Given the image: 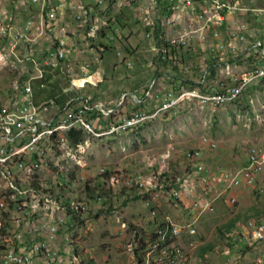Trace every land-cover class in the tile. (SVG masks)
I'll use <instances>...</instances> for the list:
<instances>
[{
  "label": "built area",
  "instance_id": "1",
  "mask_svg": "<svg viewBox=\"0 0 264 264\" xmlns=\"http://www.w3.org/2000/svg\"><path fill=\"white\" fill-rule=\"evenodd\" d=\"M116 1L3 0V4H0V61L16 62L17 67L22 66V70L29 71L27 96H19L20 88H17L15 97H5L3 91V99L0 100V103L12 100V108L7 112H0V154L15 152L12 150V143L20 139L32 141V150L25 152L23 157H15L12 164L0 163V172L6 173L8 178L15 167L37 163L40 157L48 155L47 145L40 144V137L46 132L48 125L66 123L68 113H80V121L71 123L73 129L96 130L102 126L111 128L112 125H119L120 129L121 125L147 120L148 114L158 113L159 110L177 112L175 99L179 97L175 89L160 91L158 100L150 109L126 114L116 122L104 121V114L110 109L94 103L88 96L72 97L62 108L59 107L57 99H50L41 104L35 103L34 84L40 82L44 85L47 77L53 80L61 78L66 83H72L74 93L82 91L75 85V78L90 80L92 83V61L77 66L69 59V51L74 49V44L66 36V29L64 27L59 29L62 21L69 18L82 31L83 41L89 53H106L107 49L125 44L120 28H113L111 25L110 13ZM125 5L130 11L127 13V21L129 24L135 23L141 29V37L151 46L150 50L151 53H155L156 63H168L170 69L173 66L177 68L178 72L165 76L166 79L178 81L182 74L188 72L180 53L189 49L208 55L209 63L199 79L194 81L202 83L215 63L232 62L252 52H264V0H128ZM162 17H169V25H162ZM129 24L127 23V37L134 35V31L128 27ZM253 25H256L257 32L251 29ZM17 30H24L25 38H17ZM158 31H165L166 44L157 43ZM61 32L65 34L61 36ZM40 43H51V51L44 59L38 55L20 54L23 45ZM117 55L121 56L122 50ZM127 65L132 64L127 62ZM263 71L264 69L259 67L257 74L233 77L227 84H221L217 89L204 88L202 92L217 95V99L221 101L240 99L250 89L252 80ZM159 82V78H155L151 85ZM96 85L93 81V86ZM148 89L149 87L145 90L146 94ZM126 97V94L123 95L121 100ZM132 99L138 100L135 95ZM201 146L210 150L218 147L217 144H210L203 139ZM176 152L172 146L163 154L166 156V166ZM201 155V151H190L186 155L194 164L189 178L201 185V192H197L191 184L186 185L187 182L191 183L188 180L177 181L176 185L169 188L162 182V186L148 187L146 192H165V197L169 201L186 207L190 215L187 223H177L167 217L176 235V242L187 239L185 231H182V224L198 227L201 218L196 216L198 207H206L207 213L215 211L212 204L202 196V193L209 195L212 191L211 181L224 185L225 190L222 194H227L226 201L234 205L242 192L255 190V183L264 177V154L258 145L255 146V153L247 156L243 167L223 170L218 177H214L211 168L203 165ZM156 162L158 164V160ZM150 167H154L153 163ZM53 173L58 178V173ZM161 173L159 170L154 171L151 177L157 178L159 175V178L164 180L165 177ZM147 179L150 178L140 172L132 175L131 180H123L121 172L106 167L105 171L96 177L80 174V184L101 182V191H106L107 185L114 181H126L132 184L130 197L144 194L133 192V180L146 183ZM17 190H20L21 194L32 193L25 191L24 188ZM73 190L77 191V186H73ZM43 202L45 201L40 200V204L28 205L26 208L12 207V213L9 215H1L0 210V264H73V261L77 260L72 258V240L66 239V231L80 226L82 217L67 213L66 216H57L50 211L42 210ZM90 208L94 210L95 217L105 208L110 211L112 209L106 204H94L90 205ZM148 230H153V226L152 222L147 221L145 235L148 247L155 248L159 238L148 237ZM118 236L124 238L121 234ZM231 236L238 247L239 242H242L245 248L262 244L264 224L253 225V221H250L246 227L237 228ZM254 236H261V243H254ZM63 243L68 247L65 250L60 248ZM38 244H48V252H38ZM181 255L176 254L174 263H177Z\"/></svg>",
  "mask_w": 264,
  "mask_h": 264
},
{
  "label": "rangeland",
  "instance_id": "2",
  "mask_svg": "<svg viewBox=\"0 0 264 264\" xmlns=\"http://www.w3.org/2000/svg\"><path fill=\"white\" fill-rule=\"evenodd\" d=\"M127 1L117 0L110 15H122L123 11V14L126 16L130 12L125 9L127 5L124 4ZM0 4H3V0H0ZM20 22H22V19ZM162 25H169V17H162ZM129 28L134 31V35L126 36L127 43L131 40L132 45L139 49L133 56L129 55L132 57H128V52L122 51V55L118 56L117 53L119 51L110 48L109 52L105 53V63L107 58L110 59L107 62L110 63V68H105V80L103 82H101L102 80H95V84L101 82L99 88L85 89L90 80L75 78V85H78V90H82L80 93H74L72 83H65L64 86L56 90L54 96L66 100L72 97L89 96L97 92H104L105 95L103 97L109 95V98L113 97L115 100H118L122 93H127V98L119 99L120 105L116 108L118 114L116 111L115 118L121 115L120 109L126 104L127 113L125 114L129 115L133 113L131 112V104L134 101L132 99L133 94L141 97L140 89L143 86L153 87L151 82L158 74H155L156 71L153 67L155 53H151V46L145 39H142L141 29L135 23H131ZM252 29L254 32H257L256 25H253ZM17 31L25 34L24 30ZM127 33L125 32V35ZM163 34L164 40L162 44H166L165 31H163ZM123 39L125 41V37ZM121 43L123 44L124 42L121 41ZM23 51L26 55H38L39 57L45 52L46 57L51 51V43L25 44ZM100 54L96 56L98 59L101 56ZM252 54L255 61L262 64L255 66L252 70L251 63V67L246 66L249 73L234 74L236 77L250 76L255 74L259 67L264 68V59H260L259 52H252ZM87 55L89 56V54ZM124 56L128 57L129 62L132 64L131 66L124 63ZM200 56L192 66L191 63L189 64L191 60L185 58L184 63L182 62L185 68L188 69V72L184 73L185 76H188L189 72L200 71L197 67V61L201 63L205 59H208V55L200 54ZM112 63L117 65L116 69L111 67ZM160 68H164V73L167 75L171 74V70L167 66ZM215 71L217 72V76L215 74L211 78L215 85L219 82L221 84L228 82L227 77L222 76L220 73L221 70L216 69ZM199 74L202 75V72ZM23 77H28L27 79H29L28 70H22L13 61H0V100L3 99L4 92L5 97H9L8 93L13 94L16 86L18 88V85H22L23 88L27 85V82L21 84ZM262 80H264L263 77L262 79L259 78L253 81V86L235 104L217 110H201L194 103H188L193 106L186 104L185 107L177 109L176 113L168 112L151 118L140 129L138 127L126 135L109 141L106 139L93 141L91 145L92 149L90 147L87 152L88 155L86 154L88 167L85 169L76 167L69 176L67 174H60L59 176L58 173L57 178L56 174L53 173L54 171L50 170L49 167L44 170L42 177L45 180H42V183L46 184V188L49 189L51 187L54 189L58 185V181L65 183L64 189L58 188L56 191L60 197L61 194L64 195L65 199L61 197L62 201L60 202L55 198H51L55 204L56 211L58 210L56 212L57 216H66L67 213L75 214L76 217H82L80 226L67 229L66 231V239L72 240V253H78L83 259V262H80L81 264L85 262V264H178L170 261L172 259H169L171 258L169 256L162 260L163 251L161 250L165 247L161 249L159 246L161 242L160 237L158 242L155 243V248L148 247L145 228L147 221L152 222L153 230H148V237L156 238L153 236L157 230L156 221L159 225L170 224V219H167V217H170L174 222L187 223L190 220V215L186 207L184 208L182 204L169 201L164 195L165 192L151 191L146 193L145 189H141L142 187L138 184L137 186L141 188L134 185L133 192L145 193L138 195L140 200L131 201L128 205L123 206L122 201L129 199L130 192L132 191L126 189L128 182L119 181L114 190H110V185L108 184L107 190L101 191L100 182H84L87 184H80V174L96 177L106 167L121 172L123 180H131L132 175L143 172L144 175L150 178V184L154 187H159L162 180L159 178V175L157 178L151 177L154 171L157 172L159 170V172H162V175L166 173L169 175L168 177L173 176L178 181H190L191 183L187 182L186 185L191 184L197 192H201V185L189 178L194 164L186 158L188 152L201 151L203 165L211 168L214 177H218L219 173L223 170H234L243 167L247 156L255 146L258 145L259 148L264 149V83H260ZM258 82L259 84H256ZM220 83L218 85H221ZM156 85V90H165L164 86H158V83ZM152 94L153 96L156 94L154 89ZM7 101L9 100L1 103L3 109L8 104ZM201 139L210 144H217L218 147L210 150L201 146ZM172 146L177 152L172 155L169 164L166 166V156H163V154ZM152 163L154 167H150ZM56 165L58 166L57 162ZM160 166L164 167L160 168ZM54 167L56 171H59L56 166ZM59 167L60 169H64L62 165H59ZM73 171L80 172H75V176L73 177ZM0 177L1 215H9L12 213V207L17 208V204L13 203L9 197V190L11 188L8 180L2 177V174H0ZM261 178L257 188L253 191L242 192L238 197L237 203L234 205L226 201L227 194H222V191L225 190L224 185L211 181L212 191L209 195L202 193V196L212 204L215 211L209 213L206 211L204 214L201 212L196 213V216L199 215L197 217H201L198 222V231L193 236L187 235L185 232V238L187 239H180V243H177L183 254L182 261H178L179 264H264V244L245 248L243 247L244 244L239 242L238 247L231 236L237 229L239 222L246 224L248 220L258 217L264 211V177ZM19 186V189L29 188L24 182L20 183ZM73 186H77V191L73 190ZM65 188H67L66 191ZM79 195L81 197H78ZM99 196L101 197V202L97 199ZM19 200L23 204L25 201H28L22 197ZM67 202L69 208L62 205V203ZM101 203L106 204L107 207L112 209L110 211L105 208L95 217V212L90 208V205ZM80 204L84 205L81 207L82 210L79 207ZM152 211L157 212V220L152 219ZM235 218L241 219L236 220L235 227L228 231L226 225ZM131 224L139 227L141 230L134 231L130 226ZM188 225L182 224V228L185 227L183 229H186ZM118 234H121L124 238H121ZM162 243L164 245L166 240H163ZM60 248L65 250L68 247L63 243Z\"/></svg>",
  "mask_w": 264,
  "mask_h": 264
},
{
  "label": "bare ground",
  "instance_id": "3",
  "mask_svg": "<svg viewBox=\"0 0 264 264\" xmlns=\"http://www.w3.org/2000/svg\"><path fill=\"white\" fill-rule=\"evenodd\" d=\"M17 38H25V34L17 31ZM259 56H260V59H264V52H259ZM223 65H224L223 62L222 63L221 62L215 63L210 69L215 68V70L216 69L221 70L220 73L222 74V76H226L227 77L226 79H228V80L233 78V77H236L234 75L235 73L223 71L222 70ZM262 69H264V68H262ZM257 71H259V69H257ZM257 71L255 74H257ZM216 76H217V74H216ZM211 77L212 76H211V73L209 70L207 75L204 77L203 83L201 82L200 84H198L199 88H195V87L193 88L191 86L175 88V90L178 91V97H179V98L175 99V106H177V109H181V108L185 107L186 104H188V103H194L200 109L209 108L212 110H217V109H220L222 107H226L228 105L235 104L239 100V99H228V100L221 101V99H217V95H208L207 92H202V91H204V88L217 89L220 86V85H218L220 82L215 85V83L212 81L213 79H211ZM262 77L264 78V71L258 77L254 78L252 80L251 86L253 85V81H255L259 78L262 79ZM207 79H211V81L209 82ZM220 81H223V80H220ZM226 83H222V84H226ZM193 85H195V84H193ZM152 86L153 87H151V89L148 90L147 94H148V96H151V97L155 96V98L158 100L160 95H157V97H156V94H154V96H153L152 91H153L155 85H152ZM18 88H20L19 89V96H27V93H28V86L27 85H25L23 88H22V86L18 85ZM16 89H17V86L15 87L13 94L8 93V96L9 97H15L16 96ZM7 103L8 104L4 106V109H3L2 104L0 103V112H7V111H9L10 108H12V100L7 101ZM116 111H117L116 108L115 109L112 108V109L108 110L104 114V117H105L104 121L114 122L113 119L115 118ZM164 113H168V110H159L158 113H151L150 115H147V120L136 121V122H133L132 124H129V125H121L120 129H119V125H112L111 128L109 126H102V127L97 128L96 130H86L85 128H74L73 129V125L71 123H73L75 121H80V113H68L66 116V123H55V124L48 125L46 132L41 135L40 144L47 145L48 155L46 157H40L38 159L37 163H26L25 167H15L14 169H12L11 173H9V178L6 175V173L0 172V174H2V177L7 179L9 184H10L11 190H9L10 191L9 197L12 199L13 203L17 204V206H16L17 208H26L28 205L40 204V200H43L45 202L42 203V210H47V211L54 213L55 215H58V214H56V212L58 210L56 211V209L54 207L55 204L52 202L53 200L51 199V195H50V192L54 191L55 189H52L51 187L48 189L45 187L46 184L44 185L42 183V180H45L44 177H42V175H43L44 170L47 167H49L50 170H53L54 172L59 173V176H60V174H67V176H69V174L71 175L72 170L76 167H78L80 169H85L88 167L86 154L88 152V149H90L93 141H95V142L97 140L102 141L103 139H106L107 141H109V140L116 139L117 137L126 135L129 132L135 130L136 128L141 127L149 119L154 118L158 115H163ZM117 114H118V111H117ZM91 149H92V147H91ZM12 150H14L15 152H6L5 154H0V163L12 164L15 161V157H23V154L25 152L32 150V141H30L28 139H20L17 142L12 143ZM261 152L264 154V149H261ZM250 153H255V148L253 150H251ZM250 153H249V155H250ZM56 162H57L58 166L56 165ZM59 165H62L64 167V169H60ZM54 166H56L58 168V170L61 172L56 171ZM104 171H105V169H102L99 172V175L102 174ZM24 174H25V176H24ZM72 176L73 177L75 176V172ZM22 177H24L23 180H22ZM260 179H262V178H260ZM23 182L26 183L27 186L29 187L28 189H24V190L27 192H32V193L21 194V191L17 190L20 187L19 184L23 183ZM118 183H119V181H114L112 184H109L110 190H114V188L116 187V185ZM258 183L259 182L255 183V188H257ZM86 184L87 183H84V185H86ZM100 184H101V182H100ZM137 184L139 186H141L142 188L138 187ZM134 185H136L138 188L145 189V192L148 191V187H154L152 184L149 183V179L146 180V183L141 182L140 180H134L133 181V188H134ZM160 185H161V183H160ZM66 189L67 188H65V191H66ZM126 189L132 190V184L127 183ZM33 193H35V194H33ZM56 194H57V192H56ZM82 196H84V195L82 194ZM18 197L19 198L20 197L25 198V200H28V201H25L23 204L19 200ZM78 197H81V196L79 195ZM97 199L99 202H101L100 196L97 197ZM151 200H152V198H151ZM13 203H12V205H13ZM146 203H147V201H146ZM82 206H84V205L80 204V206H79L80 209ZM151 208H154V207H151ZM206 211H207L206 207H198L196 209V213L201 212L202 214H204ZM151 213H152L151 214L152 219H156L157 218V212L152 211ZM197 216H199V215H197ZM250 221H253V225H263L264 224V211L261 212V215H259L258 217L248 220L246 224L239 222L237 224V228L246 227ZM183 228H185V227H183ZM183 228H182V231H185L187 233V235H190V236L195 235L196 231H198L197 226H189L188 225L186 227V229H183ZM171 233H172L171 239H170L171 243L169 244L168 247H165L161 251H163L162 252V260H164L165 258H167L169 256V257H171L169 259H172L170 261H172L174 263V257L176 256V254H182V250H181V248H179V245L177 244L178 242H176V235H174L173 228L171 230ZM254 243H261V236H254ZM262 244H264V242ZM38 252H48V244H38ZM182 256H183V254L180 256V259H177L178 264H179L178 261H182V258H183ZM72 258H77V260L73 261V264H81L80 262H83V259L80 257V255L78 253L73 254Z\"/></svg>",
  "mask_w": 264,
  "mask_h": 264
},
{
  "label": "crops",
  "instance_id": "4",
  "mask_svg": "<svg viewBox=\"0 0 264 264\" xmlns=\"http://www.w3.org/2000/svg\"><path fill=\"white\" fill-rule=\"evenodd\" d=\"M125 9H127V8H125ZM110 19H111V25L113 26V28H120L122 35L125 37V44H123V45L127 46V37H126L127 35H125V32H127V14L125 16L123 14V11H122V15H116V16L114 15V16H111ZM129 26H130V24H129ZM62 27H64L66 29V31H67L66 36L74 44V49L69 51V59H71L72 62L75 63L77 66L82 65V63H84L86 61H92V63H93V67H92L93 75H92V79H91L92 83H89L85 89H87V88H90V89L99 88L101 82H103L105 80V76H106L105 68H110L109 67L110 63H107V62H109L110 59L107 58L106 63H105L106 54L104 53L103 56L100 54L101 55L99 58L101 61L100 62L99 59H97V57H96V56H98L99 53L93 54V53L87 52V48L84 44L83 37H82L83 33L75 25V23L71 19L67 18L65 21H62L59 25V29ZM251 29H252V27H251ZM62 34H65V33L61 32V36H62ZM123 45L116 46V48H118V49H116L115 47L112 49H114L115 51H118V50L119 51L120 50L125 51L123 49ZM24 46L25 45H23L21 47V50H20L21 55L24 54V51H23ZM44 46H46V45H44ZM127 48L129 49L128 57H132L139 49V48L135 47L134 45H132L131 40H129V46ZM83 50H85L86 52H83ZM87 54H89V56ZM203 54L206 55L205 53H203ZM129 55H132V56H129ZM180 55L183 58V61H185V58L190 59L191 62H189V64L191 63V66L194 65V63L196 62L197 59H199L201 56H203V55L200 56L199 52L193 51L190 49L187 51H183L182 53H180ZM44 57H45V52L40 56V58L44 59ZM128 57L124 56V60H123L124 63L129 62ZM153 60H154L153 61V67L155 68V71L158 70L160 73L156 76V78H159V80H160V82L158 83V86L159 85L164 86L165 87L164 91H166V89L169 90V89L180 88V86L185 87V85H183L184 82L188 83V85H187L188 87L189 86H191V87L198 86V84H200L201 82H194V81L199 79V77L201 76L199 73L202 72L203 69L206 67V65L209 63L208 59H205L201 63H200V61H197L198 62L197 67L200 70L199 72H194V71L189 72L188 76H185L184 74H182L180 76L181 77L180 80L172 81L170 79L165 78V76H167V74L164 73V68L158 69V67L155 65L156 59L153 58ZM251 63H252V68H251L252 70L255 66L262 64V63L256 62L254 59V55L251 53V55L241 57V58L236 59L232 62H224V67H222V69L225 71H230V72L235 73L237 75L238 74H245V73H249L247 71L246 66L251 67ZM147 64H148V62H147ZM111 67H113V69H116L117 65L112 63ZM20 68H22V66H20ZM167 68H170V67L167 66ZM14 73L16 74V72H14ZM12 75H14V74H12ZM95 80L96 81L102 80V81L97 83L96 86H93V81L96 82ZM182 80H184L183 83H182ZM203 80H204V78H203ZM207 80L209 82L211 81V79H207ZM262 82L264 83V80L260 81V83H262ZM65 83H66V81L61 79V78H57L56 80H53L51 77L46 78V80L44 81V85L40 82H37L35 84V86L37 85V87L34 86L35 103L41 104V103H44L50 99L55 98L58 100L59 107H61V108L64 107L66 105L68 99L64 100L61 97L54 96V94H55L56 90L61 88L62 86H64ZM193 83H195V85H193ZM256 84H259V82ZM156 87H157V85L154 87V91L156 92V97H157V95H160L159 94L160 91H163V90H156ZM147 88H148L147 86H145V87L143 86V88L140 89L141 97L133 94L138 98V100H134L133 101L134 104L132 102V104H131V110L132 111L131 112H135L137 110H148L155 104V101L157 99H155L154 97H151V96H147V94L145 92V90H147ZM47 89H48V91H47ZM149 89H151V86L149 87ZM125 94H127V93H122L121 96L119 97V99H121L122 96ZM65 95H69V94H65ZM103 95H105L104 92H101V93L97 92L95 94L89 95L88 97H90L94 103L100 104L107 109L118 108L117 106L120 103L119 99L115 100L113 97L109 98V95H107V97H103ZM127 97H128V95H127ZM141 104L145 105L144 108H141ZM207 109H209V108H207ZM201 110H205V109H201ZM120 111H121V115L118 116L117 118L113 119L115 122L117 121V119H120L122 116L126 115L125 113H127V104L123 108L121 107Z\"/></svg>",
  "mask_w": 264,
  "mask_h": 264
},
{
  "label": "trees",
  "instance_id": "5",
  "mask_svg": "<svg viewBox=\"0 0 264 264\" xmlns=\"http://www.w3.org/2000/svg\"><path fill=\"white\" fill-rule=\"evenodd\" d=\"M163 40H164V34H163V31H158L157 32V43L158 44H162L163 43ZM123 49L126 51V53L129 51V49L127 48V46L126 45H123ZM109 50L107 49V52H108ZM103 54L104 53H101V55L103 56ZM158 65V66H157ZM156 66L158 67V68H160V67H163V66H169V64L168 63H162V62H157L156 63ZM171 70V73H173V72H178V70H177V68L175 67V66H173L172 67V69H170ZM210 73H211V76H215V74H216V71L214 70V69H210ZM156 75L157 74H160L159 73V71H156V73H155ZM27 78L28 77H23L22 79H21V84L24 82V84L27 82ZM183 83V82H182ZM23 84V85H24ZM193 84H195V83H193ZM183 85H185V86H187L188 85V83H186V82H184L183 83ZM22 86V85H21ZM195 87V86H194ZM193 87V88H194ZM195 88H199V86H196ZM144 104H141V108H144ZM105 118V117H104ZM147 124V123H146ZM145 124V125H146ZM144 126V125H143ZM142 127V126H141ZM141 127H139L138 129H140ZM169 175L168 174H164L163 175V177H165V179L164 180H161V186H162V182L164 183V186L166 185V187H171V186H174V185H176V183H177V179L175 178V177H168ZM59 183H58V185L54 188L55 190L54 191H52V192H50V195H51V198H55V199H57L58 201H62V199H61V197L62 198H64L65 199V197H63L64 195H61V197L57 194H55L56 193V191H57V189L58 188H60V189H64V185H65V183L64 182H61V181H58ZM87 189H89V187H87ZM94 199V198H93ZM93 199H91V200H93ZM138 200H140V198L139 197H129V199H126V200H124L123 201V206H126V205H128V203H130L131 201H138ZM62 205L64 206V207H67V208H69V205H68V202L67 203H62ZM76 216V215H75ZM241 218H235L234 220H232V221H230L229 223H228V225H226V229L228 230V231H230V230H232L233 229V227H235L234 226V224H236L235 222H236V220H240ZM156 220H157V218H156ZM155 220V221H156ZM154 221V222H155ZM156 224H157V230H156V233L153 235V236H155L156 238H159L160 237V247H161V249L162 248H164V247H166L167 245H169L171 242H170V238H171V230H172V226L170 225V224H161V225H159L158 223H157V221L155 222ZM131 226V228L134 230V231H136V230H138V229H140L139 227H135L133 224H131L130 225ZM141 230V229H140ZM155 232V231H154ZM163 240H166V243H168V244H166V243H164V245H163Z\"/></svg>",
  "mask_w": 264,
  "mask_h": 264
}]
</instances>
